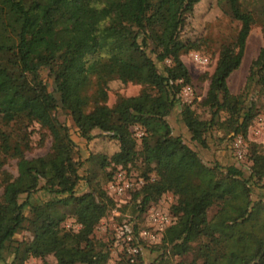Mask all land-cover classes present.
I'll list each match as a JSON object with an SVG mask.
<instances>
[{
	"label": "trees",
	"instance_id": "trees-1",
	"mask_svg": "<svg viewBox=\"0 0 264 264\" xmlns=\"http://www.w3.org/2000/svg\"><path fill=\"white\" fill-rule=\"evenodd\" d=\"M199 1H60L73 7L72 31L92 34L98 57L110 58L141 84L132 103L124 102L117 109L106 105V81L76 65L69 47L51 46L33 25L47 0H0L3 264H25L47 255L54 264H105L109 242L95 239L92 233L105 210L114 206L102 186L110 181L113 164L126 171L135 163L143 183L130 192L132 216L126 221L139 223L165 193L174 199L169 206L174 220L156 244L138 241L143 253L133 262L119 254L114 264H264V201L252 200L250 189V184L264 179V147L249 144L246 176L238 164L203 161L197 150L208 148L212 128L230 138L245 137L256 115L254 102L246 95H231L226 79L241 63L251 27L261 24L264 33V0L250 8L243 0H215L237 29L218 42L200 102L208 112L206 119L198 118L179 96L182 87L190 84L180 58L207 42V38L183 37L185 21ZM41 71L51 78L50 90ZM246 74L245 92L254 87L264 95V38ZM175 109L187 141L173 135L168 125L167 117ZM59 111L86 145L96 139L114 143L110 156L89 151L84 176L77 174L81 162L68 129L56 116ZM32 125L40 143L49 139V148L44 156L27 159ZM134 128L140 132L138 138ZM8 160L14 161V176L2 168ZM81 181L86 189L76 193ZM39 192L46 198L31 201ZM212 206L215 210L207 216ZM68 219L77 226L75 231L63 227ZM132 229L136 231L135 224ZM18 233L25 238L14 239Z\"/></svg>",
	"mask_w": 264,
	"mask_h": 264
},
{
	"label": "rangeland",
	"instance_id": "rangeland-1",
	"mask_svg": "<svg viewBox=\"0 0 264 264\" xmlns=\"http://www.w3.org/2000/svg\"><path fill=\"white\" fill-rule=\"evenodd\" d=\"M60 1L61 0H47L46 6L40 9L39 14L33 21V25H38L40 31L51 46L69 47L74 53V63L76 65L89 69L93 74L106 81V105L120 109L124 102L132 103L141 89V84L137 82L136 76L128 70H119L115 64H112V60L108 57L102 56L99 58L94 36L92 34L79 35L72 31L71 21L74 14L72 10L73 7L71 4L61 5ZM261 1L262 0H243V3H246L248 8H250L257 6ZM185 23L186 26L184 28L183 37L191 40L200 37L207 38V42L198 50L189 51L180 58L182 66L185 68L187 75H189L190 84L182 87L179 96L183 103L191 105V108L196 115H198V118L206 119L208 112L200 105V102L205 96L208 74L215 63L217 45L221 38L232 36L236 32L237 24L229 21L222 15L221 7L217 5L215 0H200L194 6L193 11L186 19ZM261 27V24L258 23L251 27L245 40L241 63L226 79L228 92L231 95H246L248 99L254 102L257 110L256 115L248 125L245 137H241L243 149L245 151L244 157L238 160L233 156L231 143L234 137L230 138V134L223 135L221 129L218 128H212L210 135L207 136L208 148L206 150L197 149L203 161H217L223 166L238 164L242 168L244 176H246V169L249 166V161L245 157L249 144L252 143L264 147V130H260L259 133L256 132V129L259 128L257 125L264 122V95H259L257 92L258 89L254 87H251L247 92L244 90L248 65H250L252 60L256 57L259 48L263 44L264 33ZM194 56L200 58L201 62L196 63L193 61ZM40 77L44 79L47 88L50 90L51 78L47 77L44 71L40 72ZM177 112V109H175L171 115H168V125L172 129L173 135H180L182 139L187 141L185 130L176 119ZM56 116L64 123L66 129H68L70 139L76 149L78 161L81 162L77 170V174L80 177L84 176L86 169H88L89 164L85 162V159L89 151L93 153H104L107 156H110L114 152L115 146L111 140L96 139L86 145L84 140L78 137L76 129L73 128L69 119L62 114V112L59 111ZM31 128L30 150L25 153L27 159L44 156L49 148V139L45 138L40 143V136L36 130L37 127L32 125ZM133 132L135 137L138 138L140 136V132L137 131L136 128L133 129ZM136 167H138V163H135L134 166H130L125 171L116 166V164H113L111 169L112 177L110 181L105 182L102 186L107 196L113 200L114 206L105 210L103 217L98 220L92 233L95 239L109 242L110 258L114 261H117L119 257L120 248L114 243L112 233L113 227H116L132 216L131 202H129L130 192L136 191L143 183L138 177V171L135 169ZM2 168L10 173L11 176H14V161L8 160L3 164ZM118 173L124 178L123 180H126L130 184L128 190L120 196L116 195V193L110 189V184L116 181L114 177ZM85 189L86 187L81 181L78 183L75 191L76 193H80ZM250 189L252 200L256 201L261 198L264 201V179L257 184H250ZM45 198L46 196L39 192L32 196L31 201L34 199L44 200ZM173 202L174 199L168 193H165L157 199L156 203L151 204L150 207H159L169 213V206ZM214 210V206L210 207L207 211V216H210ZM143 220L144 217L139 221L138 228L144 225ZM62 225L64 228H68L71 231L77 229V226L73 225L69 219L65 220ZM22 238H25V234L18 233L14 236L16 240ZM48 247L49 244L43 248L45 253H47ZM153 256L154 254H152V257ZM8 258L9 257H6V259ZM184 260L188 261L189 258L186 257ZM0 264L3 263L0 261ZM25 264H54V261L50 255H47L43 260L28 259Z\"/></svg>",
	"mask_w": 264,
	"mask_h": 264
},
{
	"label": "built area",
	"instance_id": "built-area-1",
	"mask_svg": "<svg viewBox=\"0 0 264 264\" xmlns=\"http://www.w3.org/2000/svg\"><path fill=\"white\" fill-rule=\"evenodd\" d=\"M193 61L196 63L201 62L200 58L197 56L193 57ZM257 126L259 127L256 129L257 133H259L260 130H264V122L259 123ZM231 145L233 156L241 160L245 154L241 136H235ZM114 178L116 181L110 184V189L116 193V195L120 196L128 190L130 184L126 180H123L124 178L120 173L115 175ZM143 217L144 225L140 228L137 227L138 223L130 221H124L116 227H113L112 233L114 243L120 248V254L126 255L130 263L133 262L136 255L143 253L142 246L138 241L145 242L146 244L156 243L162 234V230L172 225L174 220L168 211L159 207H150ZM133 224H135L136 227V235L132 229ZM114 262L113 259L109 258L105 264H114Z\"/></svg>",
	"mask_w": 264,
	"mask_h": 264
}]
</instances>
